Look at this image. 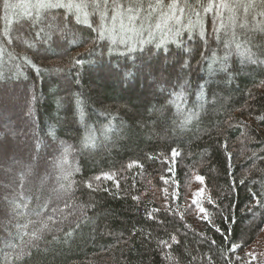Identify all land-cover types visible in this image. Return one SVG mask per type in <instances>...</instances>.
I'll use <instances>...</instances> for the list:
<instances>
[{
  "label": "trees",
  "instance_id": "1",
  "mask_svg": "<svg viewBox=\"0 0 264 264\" xmlns=\"http://www.w3.org/2000/svg\"><path fill=\"white\" fill-rule=\"evenodd\" d=\"M205 26L204 39L197 31L160 47L156 41L114 45L72 17L66 35L15 49L26 52L39 72L22 61L19 75L11 62L0 65L6 74L0 78V150L17 151L14 156L30 161L36 172L49 168L58 191L41 196L53 206L71 205L57 220L73 213L21 259L5 262L11 249L4 237L16 236V225L28 219L16 215L10 202H21V169L14 165L1 176L0 192L9 199L0 215V264H264V200L256 205L252 198L264 191V34L249 45L255 53L249 59L226 48V37L211 34L210 19ZM169 100H176L179 112ZM89 131L95 148L82 146ZM67 146L64 168L71 175L64 180L56 164ZM173 149L180 155L173 158ZM104 173L115 175L108 180ZM30 176L24 199H31V209L37 200L36 191L29 193ZM201 187L212 223L191 204ZM57 195L61 199H52ZM172 235L179 244L171 243Z\"/></svg>",
  "mask_w": 264,
  "mask_h": 264
},
{
  "label": "snow or ice",
  "instance_id": "2",
  "mask_svg": "<svg viewBox=\"0 0 264 264\" xmlns=\"http://www.w3.org/2000/svg\"><path fill=\"white\" fill-rule=\"evenodd\" d=\"M3 15H0V65L7 67L11 62L16 74H20L22 65L17 61H22L24 65L30 66L40 71L31 59L25 54L15 51L16 48L25 46L26 49L34 47V43L29 40H42L47 43L53 40L55 33L59 32L66 35L68 24L74 17L77 24H83L87 28L97 33L98 39H109L112 44H129L131 41L139 43L157 42V47L166 43L168 39L179 43V38L188 33V38H192L194 32L199 31V36L206 37L205 21L210 19L211 34L217 39H225V47L234 49L242 55L251 59L255 53L252 52L249 45L253 44L256 34H264V0H2ZM58 10H62L59 12ZM98 17V22L91 19ZM157 33L159 39L157 40ZM57 47L63 45L57 40ZM261 54H264V47L261 48ZM80 63V61H77ZM187 66V65H185ZM12 69H10L11 71ZM5 73L0 71V78L5 77ZM183 87V86H181ZM176 100L181 99L182 93H175ZM176 100H169V104H174L177 111H180ZM81 102L78 100L77 104ZM83 115V113H81ZM192 119V114L185 116L180 123L183 128ZM112 131L109 125L103 132L105 138ZM15 134V133H13ZM95 137L91 131L83 138L82 146L84 148H95ZM38 148V145L36 146ZM223 147L227 149V141H224ZM71 146L63 149V153L56 164L63 174V179L68 180L71 175L66 171L64 165L68 163L67 156ZM180 153L172 150V157L179 156ZM255 155V154H253ZM7 156L13 164L19 165L21 169L20 184L18 195L21 198L20 203H13V212L18 216H28L27 222L17 224L20 229L16 236L8 233L2 243L5 248L11 249V252L4 253V260L15 261L21 259L25 250L34 247L36 241L40 240L43 234L52 231L53 226L63 223L68 216L73 215L70 211L63 215L62 219L57 220L56 214H63L65 208H71L67 202L63 208L53 206L52 200H41L36 197L37 203L30 209L31 199H24V181L32 172L31 162H25L0 150V159ZM228 159H232V153H227ZM132 165H129L131 167ZM171 171V169H169ZM113 174L104 173L103 178L112 180ZM96 180H101V176H96ZM195 179L202 185L205 184V177L198 175ZM235 181H233L234 183ZM240 183H244L243 180ZM5 187H8L5 185ZM70 187V185H69ZM91 187V184L88 185ZM59 190H65V185L60 184ZM15 191V189H13ZM53 189V192H57ZM205 187H201L191 202L199 213L203 214L201 219L207 223H212L208 216L207 209L203 206ZM252 198L256 205H260L264 200V191L259 194L252 193ZM4 199H9L5 196ZM57 200L61 199L59 195ZM136 199V197H133ZM208 203L214 205L211 197H208ZM156 211L155 209L153 210ZM35 217L32 219L31 217ZM152 218V214H149ZM31 226V230L29 227ZM220 231V229H216ZM18 236V242L16 237ZM27 237V239H25ZM13 242H9V239ZM171 243L179 244L175 235L171 236ZM164 247H171L168 240L159 242ZM235 247L232 251H236ZM248 255H253L249 253ZM167 258V256H166ZM253 259L255 256L253 255Z\"/></svg>",
  "mask_w": 264,
  "mask_h": 264
},
{
  "label": "rangeland",
  "instance_id": "3",
  "mask_svg": "<svg viewBox=\"0 0 264 264\" xmlns=\"http://www.w3.org/2000/svg\"><path fill=\"white\" fill-rule=\"evenodd\" d=\"M11 145L13 147L14 143L11 142ZM15 148H17V146L14 145V151H15ZM15 152H17V151H15ZM15 152H14V155H15ZM21 154H20V156H21ZM15 156H17V155H15ZM21 157L23 158V156H21ZM25 162H27V161L25 160ZM14 165H16V164H13L9 160H7V162L3 161L2 159L0 160V190H1L2 185H3L2 183H4L1 180V176L7 175L9 173L8 171H10V168H12ZM41 169H42L41 171L38 170L36 172L37 169H33V167H32L31 173L33 174V176H30L31 187L29 189V193L33 195V190L36 191L35 197H40L41 193L43 191L47 192V196L50 195L49 191H53V189H57L56 186L59 184L58 182H54V183L52 182L54 178H53V176H51L52 174L50 173L49 168H47L46 170H45V168H41ZM15 176L16 175H14V178L12 177V179H14V182H16ZM51 197H52V199L56 198L55 196H51ZM43 198H45V197H42V199ZM6 210H7V208L5 207L4 199H3L2 194L0 192V215L4 216L6 213Z\"/></svg>",
  "mask_w": 264,
  "mask_h": 264
}]
</instances>
